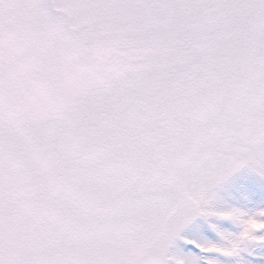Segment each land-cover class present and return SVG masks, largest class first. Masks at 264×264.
I'll return each instance as SVG.
<instances>
[{
  "label": "snow or ice",
  "instance_id": "obj_1",
  "mask_svg": "<svg viewBox=\"0 0 264 264\" xmlns=\"http://www.w3.org/2000/svg\"><path fill=\"white\" fill-rule=\"evenodd\" d=\"M0 264H264V0H0Z\"/></svg>",
  "mask_w": 264,
  "mask_h": 264
}]
</instances>
